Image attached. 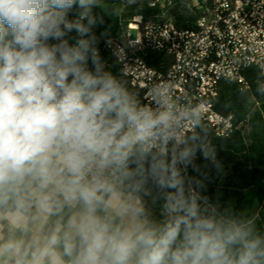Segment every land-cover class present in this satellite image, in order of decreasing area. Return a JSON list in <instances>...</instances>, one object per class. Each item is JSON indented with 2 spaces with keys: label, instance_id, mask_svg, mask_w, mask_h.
Returning a JSON list of instances; mask_svg holds the SVG:
<instances>
[{
  "label": "clouds",
  "instance_id": "9594fccd",
  "mask_svg": "<svg viewBox=\"0 0 264 264\" xmlns=\"http://www.w3.org/2000/svg\"><path fill=\"white\" fill-rule=\"evenodd\" d=\"M105 17L0 0V264H264V227L203 194L199 107L138 99L101 54Z\"/></svg>",
  "mask_w": 264,
  "mask_h": 264
},
{
  "label": "built area",
  "instance_id": "2783aa9c",
  "mask_svg": "<svg viewBox=\"0 0 264 264\" xmlns=\"http://www.w3.org/2000/svg\"><path fill=\"white\" fill-rule=\"evenodd\" d=\"M187 6L197 15L192 28L178 30L167 17L152 23L135 16L109 48L141 101L152 105L155 92H167L178 109L199 107L203 124L228 138L232 117L214 111L213 101L221 79L246 88L242 73L250 67L258 70L264 92V0H187ZM144 51L171 56L167 71L149 67L140 56Z\"/></svg>",
  "mask_w": 264,
  "mask_h": 264
},
{
  "label": "trees",
  "instance_id": "16d2710c",
  "mask_svg": "<svg viewBox=\"0 0 264 264\" xmlns=\"http://www.w3.org/2000/svg\"><path fill=\"white\" fill-rule=\"evenodd\" d=\"M156 0H102L110 13L105 17L110 41L122 39L128 23L135 16L144 21L158 23L170 18L178 30L192 28L196 13L187 6V0L151 3ZM101 54L114 73H118L125 86L141 100L140 92L131 86L123 75L109 46L100 45ZM145 63L158 71L166 72L172 58L166 53L144 51L140 54ZM246 83L243 88L235 81L221 79L213 109L223 116H231L235 129L230 137H217L211 128L202 124L203 135L211 142L216 152L219 170H205L204 195L221 206L238 213L252 216L258 226L264 227V92L260 89L262 78L256 68L243 71Z\"/></svg>",
  "mask_w": 264,
  "mask_h": 264
},
{
  "label": "rangeland",
  "instance_id": "374dc122",
  "mask_svg": "<svg viewBox=\"0 0 264 264\" xmlns=\"http://www.w3.org/2000/svg\"><path fill=\"white\" fill-rule=\"evenodd\" d=\"M134 35H135V32H132V37H134Z\"/></svg>",
  "mask_w": 264,
  "mask_h": 264
}]
</instances>
